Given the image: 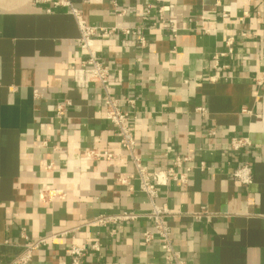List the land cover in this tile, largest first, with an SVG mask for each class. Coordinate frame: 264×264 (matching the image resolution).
<instances>
[{
  "label": "crops",
  "instance_id": "1",
  "mask_svg": "<svg viewBox=\"0 0 264 264\" xmlns=\"http://www.w3.org/2000/svg\"><path fill=\"white\" fill-rule=\"evenodd\" d=\"M72 1L91 24L143 26L146 47L122 33L95 46L111 66V92L122 107L130 108L125 97L138 98L136 155L163 166L168 156L194 153L210 166L194 168L186 186L161 188L158 201L177 214L170 219L175 247L188 264H264V86L252 79L264 71V0H119L118 10L112 0ZM160 2L176 34L153 24ZM79 35L68 7L0 0V264L21 251L23 230L36 238L75 226L77 243H101L100 251L86 252L83 264H168L158 241L143 242L148 218L114 234L86 223L102 213H145L151 204L131 159L81 162L87 148L119 147L100 84H74L73 67L85 57ZM229 36L236 50L228 78L212 81V56L226 48ZM63 98L72 105L58 117L55 105ZM234 135L249 136L252 145L234 153L228 147ZM246 161L253 165L249 185L232 175ZM124 177L129 184L119 181ZM42 187L62 188L65 195L42 199ZM202 205L214 212L211 219L192 216ZM8 238L16 244H4ZM69 242L59 238L35 250L31 264H68Z\"/></svg>",
  "mask_w": 264,
  "mask_h": 264
},
{
  "label": "built area",
  "instance_id": "2",
  "mask_svg": "<svg viewBox=\"0 0 264 264\" xmlns=\"http://www.w3.org/2000/svg\"><path fill=\"white\" fill-rule=\"evenodd\" d=\"M35 2H50L54 7H68L69 12L75 18L80 35L77 38L78 47L84 52L85 57L81 60L80 64L73 67V81L77 88L87 89L91 84H100L103 90V103L105 107V118L112 122L117 127L118 147L119 151L112 148H87L85 155L82 157L81 162L86 165L87 160L95 158H116L119 155H124L133 161L136 169L137 179L139 181V188L148 197L151 209L148 212H138L135 210H123L115 213H102L98 214L87 224H97L102 227H110L111 234L116 232L117 228H122L126 224L135 222L141 217L148 218L152 224L151 227L146 228L143 233V242L151 244L158 241L164 253V257L168 264H188L182 252L175 247L172 239L170 219L174 217L175 212L172 211L167 202H159L158 198L161 196V188L170 182H178L181 185H188L193 169L198 167L201 170H207L210 166L204 160H198L194 153H180L168 156L166 164L163 166H152L149 162L143 160L136 155V136L134 130L133 119L137 118L135 111L136 97H125L124 101L130 108H123L121 99L111 92V66L98 57L95 48L98 39L117 33L124 35H134L142 47H146L148 40L143 32V26H118V25H104V24H91L84 16L82 10L74 5L72 0H34ZM221 0H217L220 3ZM115 9L118 10L119 0H112ZM152 10L151 4H147L146 13ZM166 8L163 2L157 5V19L153 24H157L159 28H169L174 34L177 33L178 27L174 23H170L166 19ZM125 10H121L119 15H124ZM223 15H228L224 12ZM247 12L239 18L244 20ZM244 36L249 35L243 32ZM235 37L229 36L225 41L226 48L222 51H217L212 56V67L214 74L209 77L210 80L215 81L218 79H227L228 71L232 67V60L235 56ZM253 81L259 85L264 86V71L252 78ZM38 95V92H37ZM72 105L69 98H63L55 105L56 115L58 117L65 116L67 110ZM198 112L206 113L204 106L196 108ZM244 111H249L244 108ZM211 133L216 132L211 129ZM252 145V140L247 135H234L230 137L228 147L231 151L239 154L245 151ZM197 161V162H196ZM51 167V165H49ZM233 177L243 185H249L254 180L253 165L251 162H243L239 164L233 171ZM119 181L123 184H129V177L120 178ZM65 195V190L55 187H42L40 189V196L42 199L52 201L55 198ZM214 212L210 211L207 205H202L199 210L192 213L195 218L211 219ZM264 217V214H262ZM78 226L56 230L48 234L33 237L25 230L21 232V237L24 242L21 244V251L13 256L8 264H31L34 256V251L50 244L59 238H68L70 242L67 246L69 255L68 264H83V258L87 251H100L101 243L99 240L92 241L89 246L79 244L74 241V232ZM4 244H16L11 238L4 241Z\"/></svg>",
  "mask_w": 264,
  "mask_h": 264
}]
</instances>
